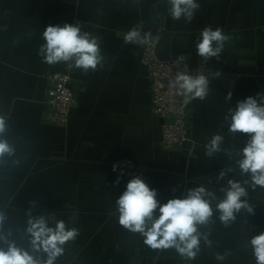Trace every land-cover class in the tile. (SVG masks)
Wrapping results in <instances>:
<instances>
[{
    "label": "crops",
    "instance_id": "crops-1",
    "mask_svg": "<svg viewBox=\"0 0 264 264\" xmlns=\"http://www.w3.org/2000/svg\"><path fill=\"white\" fill-rule=\"evenodd\" d=\"M197 3L189 23L171 17L168 0H0V116L6 123L0 139L14 149L0 161V212L6 215L0 234L29 249V215H43L51 227L63 220L78 230L55 264H256L249 241L253 226L264 225V187H253L250 175L240 173L237 161L249 135L230 133L225 115L230 120L228 109L238 100L264 93V0ZM156 19L172 34V54L186 53L209 81L204 100L184 104L190 146L170 149L159 139L140 60L143 44L124 42L131 29L141 40L145 26L161 28ZM65 23H79L98 38L103 59L96 70L50 65L38 55L45 28ZM207 27L229 39L218 58L205 61L196 44ZM56 71L70 74L78 100L65 126L47 119V76ZM223 74L233 76L231 85ZM216 134L224 137L221 151L207 156L205 145ZM118 161L122 175L112 168ZM135 175L157 190L161 203L198 186L213 192V217L199 227L211 246L201 240L199 253L188 260L174 249L154 250L122 227L116 200ZM229 180L245 187L241 199L253 214L242 209L225 226L215 206ZM0 248L7 244L0 241Z\"/></svg>",
    "mask_w": 264,
    "mask_h": 264
},
{
    "label": "clouds",
    "instance_id": "clouds-1",
    "mask_svg": "<svg viewBox=\"0 0 264 264\" xmlns=\"http://www.w3.org/2000/svg\"><path fill=\"white\" fill-rule=\"evenodd\" d=\"M170 15L174 20L183 18L187 22L194 19L195 12L200 5L197 0H168ZM44 43L38 50V55L47 64L66 62L69 69L78 68L87 72L96 70L102 62V55L98 38L87 32H82L79 23L61 25H48L43 32ZM200 40L196 44L197 54L207 61L219 57L224 43L229 39L222 30H213L207 27L202 30ZM124 42L143 43L136 29H131L124 36ZM185 57H178L184 60ZM170 86L177 90L187 105L192 100H204L208 95L209 81L205 75H190L179 72ZM232 93L227 94L230 100ZM229 116L225 115L228 130L236 133L248 134L249 139L239 155L237 161L240 173L250 175L253 187H264V93L249 96L238 100L235 109H228ZM6 131L4 117L0 116V135ZM223 135H213L205 145L206 155L212 156L221 151ZM12 156L14 149L9 143L0 139V161L5 155ZM127 163V162H125ZM113 171L121 169V162H115ZM232 171V169H228ZM221 172L219 178H223ZM116 183H119V178ZM224 198L220 200L215 210L220 213L219 220L229 225L236 219L241 210L253 214V208L246 199L247 191L238 181L229 180L227 186L221 188ZM158 192L150 189L141 175L133 176L126 184L123 193L116 200L119 213V224L133 233H139L144 243L154 249H174L182 258L194 260L200 251L201 240L211 246L208 234L199 231L200 226H207L214 214L212 200L216 199L213 192L204 186H198L187 191L183 198H172L161 203L157 198ZM209 197L211 199H209ZM6 215L0 212V228H2ZM25 234L29 237V249L18 247L15 242L9 241L7 236L0 234V241L7 244V250L0 248V264H55L58 257L64 253L67 242L75 240L78 230L68 228L63 220L49 226L45 216L32 217L29 215ZM10 236L11 233L9 232ZM256 264H264V233L252 237L249 241ZM43 254V255H42ZM224 255L217 254V260H224Z\"/></svg>",
    "mask_w": 264,
    "mask_h": 264
},
{
    "label": "built area",
    "instance_id": "built-area-1",
    "mask_svg": "<svg viewBox=\"0 0 264 264\" xmlns=\"http://www.w3.org/2000/svg\"><path fill=\"white\" fill-rule=\"evenodd\" d=\"M141 63L146 67L149 78L151 112L157 118H163L162 140L167 148L183 146L189 141L188 115L183 97L170 86L179 72L190 75H205L199 67L190 64L188 55L174 53L168 60H162L156 54V42L153 38L144 39ZM185 57L178 60V57ZM71 76L66 72H52L47 76L48 106L47 119L51 124L65 126L78 100L75 92L69 87Z\"/></svg>",
    "mask_w": 264,
    "mask_h": 264
},
{
    "label": "water",
    "instance_id": "water-1",
    "mask_svg": "<svg viewBox=\"0 0 264 264\" xmlns=\"http://www.w3.org/2000/svg\"><path fill=\"white\" fill-rule=\"evenodd\" d=\"M156 22L161 21L159 19ZM161 28L155 26H145L141 31V37L144 39L153 38L156 42V54L162 60H168L172 56V34L164 27L163 21L160 24ZM223 79L226 86L231 85L233 79L232 75L223 74ZM69 87L73 90V86L70 83ZM163 118H159V139L162 140V124ZM191 142H185L183 146H190ZM264 233V225L261 227L253 226L251 229L252 237Z\"/></svg>",
    "mask_w": 264,
    "mask_h": 264
}]
</instances>
